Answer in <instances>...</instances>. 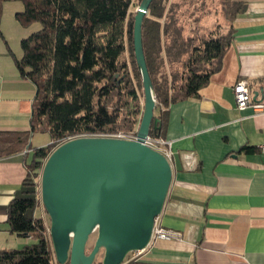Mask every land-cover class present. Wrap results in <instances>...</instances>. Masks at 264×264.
<instances>
[{"label":"trees","instance_id":"16d2710c","mask_svg":"<svg viewBox=\"0 0 264 264\" xmlns=\"http://www.w3.org/2000/svg\"><path fill=\"white\" fill-rule=\"evenodd\" d=\"M8 1L23 4V12L15 16L22 25H41L38 32L21 40L22 56L15 65L20 77L35 88L29 133L46 132L50 144L32 150L23 196L11 200L7 207L9 233L31 243L20 249H0V264H56L48 231L42 219L33 216L37 204L32 178L38 176L52 150L68 139L135 134L143 107L138 94L141 78L133 53L134 15L129 12L133 0L0 3ZM167 1L153 0L141 26L143 54L156 104L154 116L159 125V131H150V135L158 138H164L168 107L198 97L219 71L232 41V23L247 8L243 0H220L223 24L216 21L207 26L205 17H198L194 21L199 25L187 35L177 11L179 4L171 2L168 6ZM196 1L200 12L208 0ZM126 45L128 61L124 59ZM28 134H1L3 154L16 153ZM14 135L15 141L7 140ZM241 150L251 153L253 148ZM92 246L87 244V254Z\"/></svg>","mask_w":264,"mask_h":264},{"label":"crops","instance_id":"0c3cea01","mask_svg":"<svg viewBox=\"0 0 264 264\" xmlns=\"http://www.w3.org/2000/svg\"><path fill=\"white\" fill-rule=\"evenodd\" d=\"M243 1L246 11L232 23L219 71L198 97L167 110L163 139L171 142L172 180L157 220L179 238L154 240L124 264H264V0ZM5 57L0 54V135H27L35 88L11 72ZM238 80L248 83L252 98L257 93L253 102L261 111L236 108ZM34 133L14 154L0 149V237L14 235L5 223L7 207L23 196L32 150L50 144L49 138L33 145Z\"/></svg>","mask_w":264,"mask_h":264},{"label":"water","instance_id":"95a60500","mask_svg":"<svg viewBox=\"0 0 264 264\" xmlns=\"http://www.w3.org/2000/svg\"><path fill=\"white\" fill-rule=\"evenodd\" d=\"M152 1L141 0L133 21V53L143 91L136 141L74 138L54 148L42 166L40 198L56 264H93L101 250V264H123L127 255L147 248L162 211L172 169L160 153L143 144L150 131H159L141 37Z\"/></svg>","mask_w":264,"mask_h":264},{"label":"rangeland","instance_id":"374dc122","mask_svg":"<svg viewBox=\"0 0 264 264\" xmlns=\"http://www.w3.org/2000/svg\"><path fill=\"white\" fill-rule=\"evenodd\" d=\"M171 2L178 3L179 8L177 9L180 20L185 24L186 27V34L190 35L191 30H194L199 25L195 23V19L198 18L199 20L205 17V21L203 23L207 26L213 24V22H221L222 23V15L220 11V0H208L206 7L198 12L196 6V0H168L167 5ZM195 2V3H194ZM141 0H133L132 5L130 7V14L135 15L136 9L138 8ZM24 10V6L20 2L8 1L0 3V54L6 55L5 59L10 61L11 72L16 76H20L16 66L15 60H19L22 56L21 51V40L29 37L31 34L38 32L41 29V25L38 22L30 23L28 25H22L17 19L16 14L21 13ZM223 24V23H222ZM128 46L126 45V51L124 54V59L128 61L129 52ZM1 62H3L2 58ZM4 64V63H3ZM130 68V67H129ZM132 76V73H131ZM141 78V76H140ZM27 86V83H25ZM139 94V101L141 106L143 107V91L142 88L138 92ZM33 97V94H32ZM156 115V113H154ZM49 139V135L43 131H38L34 133V141L35 143H42ZM31 160V156H30ZM33 216L35 218L42 219L46 230L48 231L49 228V219L44 209L40 203H38L36 210L34 211ZM95 240V233L89 238L88 246L91 248L93 242ZM31 243V240L20 238L16 235H3L0 237V249H20L25 245ZM88 248V252L90 249ZM103 257V251L101 250L99 254L96 256L94 264L101 263ZM125 262V261H124ZM124 264V263H123Z\"/></svg>","mask_w":264,"mask_h":264},{"label":"built area","instance_id":"2783aa9c","mask_svg":"<svg viewBox=\"0 0 264 264\" xmlns=\"http://www.w3.org/2000/svg\"><path fill=\"white\" fill-rule=\"evenodd\" d=\"M232 93H233L234 100L236 103V108L239 111L245 110L247 108H251L255 112H259L262 110V108H263L262 105L256 104L252 101V96H251L250 91L248 89V83L245 80L236 81V83L232 87ZM81 137H101V138H112V139H119V140L136 141V132L134 135L124 134V133H116V134H101V135H97V136H81ZM77 138H79V137H77ZM68 140H71V139H68ZM143 144L145 146L157 151L158 153H160L171 165V161H172L171 142H169L168 140H165L163 138L153 137L149 134L143 140ZM32 183L34 185V199L36 201V204L37 205H38V203L41 204L40 173L38 174L37 177L32 178ZM178 238H179L178 233L171 231V230L164 229L163 227L160 226L157 218H155L150 243L154 240H172V239H178ZM140 252L141 251L130 253L129 255H127V257L125 258L124 261L125 262L133 261L140 254Z\"/></svg>","mask_w":264,"mask_h":264}]
</instances>
